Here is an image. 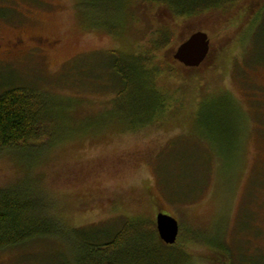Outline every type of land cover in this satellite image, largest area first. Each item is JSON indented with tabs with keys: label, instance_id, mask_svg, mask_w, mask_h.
<instances>
[{
	"label": "rangeland",
	"instance_id": "rangeland-1",
	"mask_svg": "<svg viewBox=\"0 0 264 264\" xmlns=\"http://www.w3.org/2000/svg\"><path fill=\"white\" fill-rule=\"evenodd\" d=\"M45 1L29 31L58 43L44 57H0V94L29 89L48 123L28 149L0 151V189L31 193L62 231L0 250V264H72V228L105 242L136 223L165 244L160 211L178 221L171 245L185 264H264V0L185 17L135 0L125 19L117 4ZM196 31L209 51L188 68L173 54ZM113 51L143 54V80L163 102L129 130L138 112L112 107Z\"/></svg>",
	"mask_w": 264,
	"mask_h": 264
},
{
	"label": "trees",
	"instance_id": "trees-1",
	"mask_svg": "<svg viewBox=\"0 0 264 264\" xmlns=\"http://www.w3.org/2000/svg\"><path fill=\"white\" fill-rule=\"evenodd\" d=\"M140 1L164 6L175 17L199 15L214 10L224 11L232 2V0ZM97 2L108 7L117 4L123 19L127 17L126 9L128 7L131 9L136 3L135 0H97ZM165 28L161 30L164 37L174 33L173 28ZM117 29H110L109 32L115 33ZM156 42L158 43V39ZM113 54L116 57L111 65L119 77L121 88L111 101L112 107L115 101L118 110H122L123 105L129 104L131 109L134 108L138 112L128 115L130 118L133 116L135 120L128 124L127 130L137 127L138 124H147L163 102L143 80L146 75L142 62L143 54L130 55L132 58L119 52L113 51ZM34 98L33 93L24 87H12L0 94V151L16 148L26 150L44 136L48 113L44 112L42 101ZM125 98H129V101H125ZM109 115L110 118L114 117L112 113ZM34 198L29 192L0 189V250L40 237L58 235L57 227L62 231L60 224L52 227L47 221L49 217L41 215ZM143 229L136 223H129L110 240L99 242L89 237L85 229L72 228L69 232H72L71 235L76 238L77 243L71 248L74 256L69 262L72 264H185L189 256L184 250L176 244L170 246L155 241L159 245L156 244L153 241L154 230Z\"/></svg>",
	"mask_w": 264,
	"mask_h": 264
},
{
	"label": "flooded vegetation",
	"instance_id": "flooded-vegetation-1",
	"mask_svg": "<svg viewBox=\"0 0 264 264\" xmlns=\"http://www.w3.org/2000/svg\"><path fill=\"white\" fill-rule=\"evenodd\" d=\"M45 0H0V57H44L58 41L49 35L30 32L37 9ZM37 22V21H36Z\"/></svg>",
	"mask_w": 264,
	"mask_h": 264
},
{
	"label": "water",
	"instance_id": "water-1",
	"mask_svg": "<svg viewBox=\"0 0 264 264\" xmlns=\"http://www.w3.org/2000/svg\"><path fill=\"white\" fill-rule=\"evenodd\" d=\"M209 51V40L207 34L196 31L190 34L176 48L173 58L188 68L199 66L206 58ZM156 229L159 239L165 244L175 243L179 224L175 217L163 212L156 215Z\"/></svg>",
	"mask_w": 264,
	"mask_h": 264
}]
</instances>
